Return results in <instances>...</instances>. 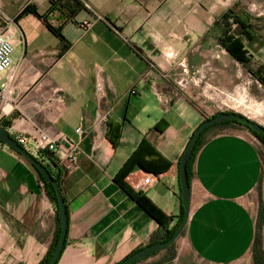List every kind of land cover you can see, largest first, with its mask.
Masks as SVG:
<instances>
[{
  "label": "crops",
  "instance_id": "obj_1",
  "mask_svg": "<svg viewBox=\"0 0 264 264\" xmlns=\"http://www.w3.org/2000/svg\"><path fill=\"white\" fill-rule=\"evenodd\" d=\"M58 1L0 0V27H9L14 45L12 67L0 77L7 85L0 127L15 141L45 132L78 145V162L68 169L43 159L51 173H61L68 213L57 264H118L165 233L134 195L160 211L168 229L180 215L179 160L194 131L217 114L194 103L186 88L211 58L228 55L219 40L229 9L226 0H77L81 7L68 11L71 1ZM213 45L220 48L214 56ZM244 47L264 66L263 43L253 38ZM226 62L238 65L229 55ZM180 77L189 81L183 88ZM259 144L233 124L208 132L196 151L183 237L205 264H253L258 236L264 255ZM138 151L145 169L135 167L123 180L131 195L115 179ZM146 176L151 184L136 191ZM55 231L56 208L36 169L0 142V264H39ZM166 256L140 264H171Z\"/></svg>",
  "mask_w": 264,
  "mask_h": 264
},
{
  "label": "rangeland",
  "instance_id": "obj_2",
  "mask_svg": "<svg viewBox=\"0 0 264 264\" xmlns=\"http://www.w3.org/2000/svg\"><path fill=\"white\" fill-rule=\"evenodd\" d=\"M226 7L232 9L233 14H230L231 16L249 17L250 30L248 33L259 43L264 44V0H226ZM228 30L235 34H239L241 31L240 27L232 20ZM244 41L248 42L246 39ZM245 45L249 49V45ZM219 50V47L213 45L211 54L214 56ZM223 57L228 58V55H222L219 60L211 58L212 67L210 65L204 73H197L190 77V79H194V82L186 90L190 91L194 103L209 107L212 112L219 113L220 110H226L229 113L242 114L264 126V82L261 84L249 73L251 71L264 81L262 62L257 55L254 58L251 56L248 70L239 63L238 65L230 62L222 63ZM260 58H264L263 55H260ZM219 68L225 70L226 75L220 73ZM197 81L198 84L195 85ZM234 100H242L245 106L237 107L233 102ZM258 106H260L262 116L258 119H252L250 116V113H253L251 109ZM259 145L264 157V149L261 144ZM175 251L176 257L171 264H205L190 251L184 237L177 240Z\"/></svg>",
  "mask_w": 264,
  "mask_h": 264
},
{
  "label": "trees",
  "instance_id": "obj_3",
  "mask_svg": "<svg viewBox=\"0 0 264 264\" xmlns=\"http://www.w3.org/2000/svg\"><path fill=\"white\" fill-rule=\"evenodd\" d=\"M64 1L65 0H59L58 3L61 6H63L62 3ZM70 1H71V4H70V6L68 8V11H74V10L79 9L81 7L80 3L77 0H70ZM24 12H26V13H29L30 12V13L34 14L37 18H39V19L42 18V17L38 16L31 9H25ZM230 14H233L232 9H229L221 17L222 23L224 24L226 30H225L223 36L220 38L219 44L227 52V54L232 59H234L241 66H243L244 68H246V69L249 70L248 66H249L251 60H250V56H249L248 52L245 50V47H244V39H246L247 41H251L253 39L252 36L248 33V31L250 30L249 17L246 16L245 18H242V17L237 16V15L236 16H231ZM231 20H232V22H234L235 24H237L240 27V29H241L240 35L238 37H234L232 34L229 33V30L228 29L230 27V21ZM48 28H49V30L51 32H53L56 36H58L61 39V36H60V34L58 33L57 30H54L50 26H48ZM249 73L258 82H260L261 84H263L264 81L261 78H259L258 75L252 73L251 71H249ZM215 115H213L210 118H213ZM233 124L239 125L241 127H244L245 129H247L256 138V140L261 144V146L264 149V136H262L260 134H257L256 132L252 131L244 123L235 122V121H227V122H224V123H221V124H216L214 126H211V127L207 128L201 134V136H200V138H199V140H198V142L196 144V147L194 149L193 156L189 160V162L187 163V174H188L189 184H190L191 176H192V171H191V169H192V163H193V160L195 158L196 151L201 146V144L203 142V139L205 138L206 134L208 132H210L211 130L215 129V128L225 127V126H229V125H233ZM138 155H139V151L136 152V154H134L128 160V162L123 166V168L121 169V171L119 172V174L116 176V179H115L116 182L120 183V185L124 189H126L129 193H131V191L123 184V180L134 170L135 167H140V168H144L145 169V167L141 163L138 162ZM44 158L50 160L51 159V155L50 154H47V153H42V154H38L37 157H36V159L38 161H40L42 164L44 163V160H43ZM263 160H264V157H263ZM46 169L48 170V172L50 173V175L52 176V178H54L57 181V183H58L59 182V178L61 176V173L58 172L55 175V174L51 173V171L47 167H46ZM38 175H39L40 181L43 183L44 187L46 188V190L48 192V195L50 197V200L54 203L55 208H56V231H55L54 240H53L50 248L48 249L45 257L39 263V264H47L50 261V258L52 256V252L54 250V245L56 244V242L59 239V235H60L61 228H60V220H59L58 213H57L58 212V207H57V200H56V196H55L54 189H53V187L51 186V184L49 182L45 181L41 177V175L39 173H38ZM131 195H133V194L131 193ZM134 199H135L136 203L152 219H154L160 225L161 228H164L165 229V233H164V235L161 238L156 239V240L152 239L149 242L148 245H152V244L157 243V242H166L169 239H171L172 236L174 235L177 227L180 225V223L183 220V216H184L183 208H181L180 215L177 217L175 224L170 229H168V228H166V223H168V222H165V219L166 218L164 217V215L160 211H158L148 200H146L142 196H139L138 194L134 195ZM66 215H67V218H68L67 209H66ZM263 217H264V209H263V205H261L260 206V209H259V221H260V223L263 220ZM185 230H186V227L184 228V230L181 233V235H180L179 238H181V237H183L185 235ZM176 242L173 243L171 246L165 248L164 251L160 252V253H163L164 252L168 256V257L166 256V258H165L166 261L167 260L168 261H172L176 257V251H175ZM64 246H65V243H64ZM140 249H142V248H140ZM140 249H137L133 253L137 252ZM63 250H64V247H63ZM63 250H62V252H63ZM62 252H61V254H62ZM160 253H158V254H160ZM158 254H155L153 256H150V257H148L146 259H143V260H140V261H136V262L131 263V264H140V263L148 260L149 258H152V257L158 255ZM129 256H127V257H129ZM253 258H254V263L253 264H264V255H263V252H262L261 238L259 236L256 237V240H255V244H254V248H253ZM125 259H123V260H125ZM57 263H58V261H57Z\"/></svg>",
  "mask_w": 264,
  "mask_h": 264
},
{
  "label": "water",
  "instance_id": "obj_4",
  "mask_svg": "<svg viewBox=\"0 0 264 264\" xmlns=\"http://www.w3.org/2000/svg\"><path fill=\"white\" fill-rule=\"evenodd\" d=\"M227 121H235L244 123L247 125L252 131L256 132L264 136V126L259 124L258 122L251 120L250 118L242 115L237 114L234 112H219L213 118L206 119L199 127L194 131L184 153L182 154L179 160V185H180V197H181V204L184 211L183 220L180 225L177 227L174 235L171 239L166 242H157L152 245H148L143 247L142 249L138 250L137 252L131 254L125 260H123L119 264H131L136 261H140L146 259L150 256L158 254L164 251L165 248L171 246L173 243L179 239L181 233L183 232L186 224L188 222L189 213H190V199H191V188L188 180L187 174V163L192 158L194 149L196 144L201 136V134L209 127L214 126L216 124H221ZM0 142L17 152L19 155L24 157L41 175V177L49 182L54 189L56 200H57V207H58V217L60 220V235L59 239L54 245V250L52 252V256L50 261L47 264H56L60 258L61 252L64 247V243L66 240L67 234V227H68V218L66 215V205L63 199L61 190L57 181L52 178L46 167L38 161L35 157H33L30 153H28L25 149L17 144V142L12 139L9 135V131L7 128L0 127Z\"/></svg>",
  "mask_w": 264,
  "mask_h": 264
},
{
  "label": "built area",
  "instance_id": "obj_5",
  "mask_svg": "<svg viewBox=\"0 0 264 264\" xmlns=\"http://www.w3.org/2000/svg\"><path fill=\"white\" fill-rule=\"evenodd\" d=\"M14 52V45L12 41V34L8 26L0 27V77L2 74L8 72L12 67V55ZM193 82V79H190ZM189 81L185 77H182L178 80L179 87H185ZM7 85L3 83L0 78V102L6 98ZM160 100L164 104H168L170 100L161 93H158ZM221 112H228L226 110H220ZM96 120L99 122L103 120L104 116L101 114L96 115ZM75 133L82 137L83 130L81 127H78L75 130ZM16 142L19 146L25 149L28 153L29 150L25 148L26 145H30L31 151L35 155L47 153L51 155V159H45L48 165L52 167H62L68 169L69 167L75 165L78 162L79 156V147L78 145L64 141H54L47 133L45 132H36L30 137L21 136L16 139ZM152 182L151 176H146L139 183L135 184L136 191H143Z\"/></svg>",
  "mask_w": 264,
  "mask_h": 264
},
{
  "label": "bare ground",
  "instance_id": "obj_6",
  "mask_svg": "<svg viewBox=\"0 0 264 264\" xmlns=\"http://www.w3.org/2000/svg\"><path fill=\"white\" fill-rule=\"evenodd\" d=\"M233 102H235L236 106L237 107H240V106H245L243 103L242 100H234ZM245 108H248V107H245ZM250 108H248L249 110ZM253 113H250V116L252 119H258V117L262 116V111L260 109V106H258L257 108H254V109H251Z\"/></svg>",
  "mask_w": 264,
  "mask_h": 264
}]
</instances>
